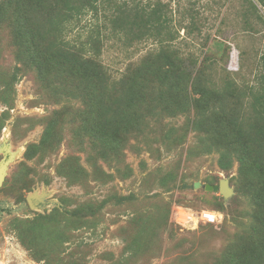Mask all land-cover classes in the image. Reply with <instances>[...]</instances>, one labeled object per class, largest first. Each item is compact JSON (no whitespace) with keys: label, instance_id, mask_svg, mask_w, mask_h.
<instances>
[{"label":"rangeland","instance_id":"rangeland-1","mask_svg":"<svg viewBox=\"0 0 264 264\" xmlns=\"http://www.w3.org/2000/svg\"><path fill=\"white\" fill-rule=\"evenodd\" d=\"M22 1L0 0V264L261 259L264 189L230 142L264 108V6L109 0L43 38L64 0ZM178 206L221 222L183 230Z\"/></svg>","mask_w":264,"mask_h":264},{"label":"trees","instance_id":"trees-1","mask_svg":"<svg viewBox=\"0 0 264 264\" xmlns=\"http://www.w3.org/2000/svg\"><path fill=\"white\" fill-rule=\"evenodd\" d=\"M255 1H257L258 3L264 6V0H255ZM110 2L111 1L109 0H81L79 2H74L73 0H64L65 12L63 10L64 12L63 17L61 16L60 13H53L54 16L48 15V21L52 28H50L47 32H43V33L38 32V35H40L43 38H47V36L49 35L48 33L55 32L56 29L54 27L56 26L59 28L60 23L61 25L67 23L73 17L79 18L82 16V14L88 11H94L95 13H97L99 11V7H104V6L106 7V5L110 6ZM150 14H151L150 18L156 20L159 19V21H161L162 24L166 20L164 14L157 15L158 13L155 10H151ZM52 34H50V37L47 40L48 46L50 50L56 52V46L52 45L54 44L52 43L54 39H51ZM33 40L34 39H29L30 42H32ZM39 45L40 44L38 43L34 44V42L30 44L31 54L40 52ZM161 55H163L162 58L164 60V64L162 66V71L164 72L167 70L168 66L172 65L173 61L171 60V57L167 52H163L161 53ZM59 61H60L59 64L60 66H65L61 60ZM42 62L45 66L50 65L46 61H42ZM201 94L202 96L199 99H197L198 100L197 106H199V104L202 101H204V99L206 98L204 93ZM110 121L111 119L108 120V122ZM233 122L234 123L232 124V129L235 130L236 128V130H238V133L236 134V138L230 142V147L233 150L237 149L238 153L242 155V157L239 159L241 164V168H240L241 175H243L247 169L249 170L251 163L253 162L254 164L253 171L255 172L256 180L258 181L259 185L261 184L262 188L264 189V108L256 113L255 122H250L247 120L237 121L235 119L233 120ZM259 246H261V248H264V235L259 241ZM252 248L253 246H251L248 251L251 253L250 254L251 258H248L246 256L240 257L239 258L240 264H264L263 261H259L261 259L264 260V255L262 254L261 259L260 258L257 259L255 256V251L252 250Z\"/></svg>","mask_w":264,"mask_h":264},{"label":"built area","instance_id":"built-area-1","mask_svg":"<svg viewBox=\"0 0 264 264\" xmlns=\"http://www.w3.org/2000/svg\"><path fill=\"white\" fill-rule=\"evenodd\" d=\"M173 217L176 225L186 231H194L201 225H218L221 222L220 215L214 211H194L183 206L176 207Z\"/></svg>","mask_w":264,"mask_h":264},{"label":"water","instance_id":"water-1","mask_svg":"<svg viewBox=\"0 0 264 264\" xmlns=\"http://www.w3.org/2000/svg\"><path fill=\"white\" fill-rule=\"evenodd\" d=\"M9 161H10V158H7L6 160L2 161L0 163V169L3 168L4 165L7 168ZM4 177H5V175L0 180V187L2 186V183H3L2 181L4 180ZM202 187H203V185L201 182L194 183V189H199ZM204 190L207 192H219L226 199H228L229 197H232L234 195V191H233L234 189L230 186L229 179L221 180L218 185L206 184L204 186ZM30 203H32V202L30 201Z\"/></svg>","mask_w":264,"mask_h":264},{"label":"bare ground","instance_id":"bare-ground-1","mask_svg":"<svg viewBox=\"0 0 264 264\" xmlns=\"http://www.w3.org/2000/svg\"><path fill=\"white\" fill-rule=\"evenodd\" d=\"M5 169H6V166L4 165L3 168L0 169V180L3 178V176L5 175Z\"/></svg>","mask_w":264,"mask_h":264}]
</instances>
